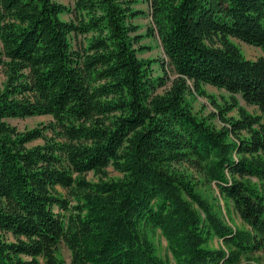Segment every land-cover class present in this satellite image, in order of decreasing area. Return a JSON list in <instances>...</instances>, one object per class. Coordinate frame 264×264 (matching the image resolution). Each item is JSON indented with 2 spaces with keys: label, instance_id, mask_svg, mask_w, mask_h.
Returning <instances> with one entry per match:
<instances>
[{
  "label": "trees",
  "instance_id": "obj_1",
  "mask_svg": "<svg viewBox=\"0 0 264 264\" xmlns=\"http://www.w3.org/2000/svg\"><path fill=\"white\" fill-rule=\"evenodd\" d=\"M146 1L147 13L137 0H0V264H264V0ZM155 35L161 77L139 57ZM197 97L212 104L207 116ZM37 116L51 121L24 131L7 121Z\"/></svg>",
  "mask_w": 264,
  "mask_h": 264
},
{
  "label": "rangeland",
  "instance_id": "obj_2",
  "mask_svg": "<svg viewBox=\"0 0 264 264\" xmlns=\"http://www.w3.org/2000/svg\"><path fill=\"white\" fill-rule=\"evenodd\" d=\"M64 2L68 3V0H63ZM138 3L135 5L136 9L148 12V4L146 0H137ZM134 22L138 25H140L139 33L146 35L148 32V29L151 25V20L147 16H141L134 20ZM233 42L240 47L242 50L244 56L248 59H257L261 56V51L253 46L247 45L244 42H241L237 39H233ZM141 45L147 47V49L143 52L139 53V57L143 59H150L155 60L156 62L152 65L153 69V76L154 77H161L164 76L165 68H163L160 61L165 59V55L163 52V48L161 46V42L159 38L155 36H145V38L141 41ZM168 69V80L165 86L158 87L156 89L157 93H164L165 90L170 86V80L174 77V74L171 72L170 67H166ZM5 81V76L2 73V70L0 68V86ZM205 91L215 97L219 103L223 101V99H228L229 95L224 90H218L212 86L205 85L203 87ZM237 99L239 100V103L242 107H244L246 110H248L251 113H258V109L256 107L248 105L245 101L242 100L241 96L237 95ZM192 104L194 111L201 116H207L211 111H213L212 104L208 101L206 98L197 97L192 98ZM230 115L238 117L237 110H234L230 113ZM11 125L16 126L19 130H30L37 126H40L42 123H48L51 121V117L49 116H37V117H31V118H25V119H8L7 120ZM216 122V121H213ZM42 141H34L29 144V146H34L37 144H41ZM108 177L109 178H117L119 177V173L115 172L112 168L107 169ZM88 179H95L92 173L87 175ZM199 190L204 194L205 197L210 199L212 203H214L218 208L221 209L222 214L226 220L227 223L230 225L237 227V228H243L244 225L237 215V213L233 210L230 204L226 203V201L220 196L219 191L215 185H209V184H201L199 186ZM153 241L157 247L158 254L166 259H169L173 261L172 255L169 252L168 245L166 239L162 236V234L157 231ZM209 246L211 248H218L221 246V242L213 238L210 241ZM59 255L66 263L70 262V252L67 249L65 245H60L59 248Z\"/></svg>",
  "mask_w": 264,
  "mask_h": 264
}]
</instances>
